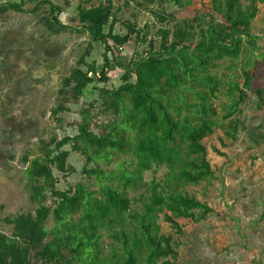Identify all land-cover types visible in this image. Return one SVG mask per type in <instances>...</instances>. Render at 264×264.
<instances>
[{
	"label": "trees",
	"instance_id": "1",
	"mask_svg": "<svg viewBox=\"0 0 264 264\" xmlns=\"http://www.w3.org/2000/svg\"><path fill=\"white\" fill-rule=\"evenodd\" d=\"M129 1L123 4L127 6ZM132 1L148 8L159 20L163 18L147 6L157 0ZM244 1L210 0L212 12L220 21H212V15L205 23L198 21L197 29L192 23L197 17L185 23L175 20L173 28L159 26L155 31L158 47L146 23L138 27L121 20L110 0L78 6L81 27L90 40L103 44V63L100 68L95 61L86 63V69L81 67L90 54L88 46L77 65L62 77L58 90L61 99L52 112L56 115L66 109L67 103L85 97L89 87L98 96L84 99L73 135L53 138L54 146L45 147L41 155L25 158L30 198L37 207L11 220L10 235L0 231V264H166L170 255H176L170 235L160 233L157 219L162 213L171 228L180 232L176 217L197 222L212 212L208 204L178 187L212 176L201 141L213 133L215 126L223 124L218 122V111L211 102L220 81L208 68L224 57L237 58L244 42L253 51L257 48V37L250 33V26L258 4L264 0ZM40 2H48L46 28L53 32L68 28L58 19L62 7L48 0ZM23 3H0V12L22 11ZM117 23L124 24L125 33L114 31ZM132 35L137 42L147 44V49L144 55L123 61L119 49ZM195 36L198 39L191 47ZM115 68L123 71L118 85L109 81L108 73ZM244 75V87L250 88L251 76L246 69ZM241 90L238 85L231 86V93H238V98L230 97L223 119L240 111ZM252 91L257 96L256 107L264 111L262 89ZM99 99V110L108 116L104 121H98L94 112ZM237 125L236 121L229 122L233 131ZM95 126L99 130L95 131ZM65 144L84 157L83 177L58 189L53 166L58 171L73 169L66 167L69 151L62 148ZM113 153L130 154L131 167L122 163L108 169L98 163L110 161ZM160 165L167 168L164 182L143 180L145 170ZM140 187L147 191L142 195L141 211H131L129 191ZM48 193L53 196L52 205L45 203ZM50 215L54 224L48 228ZM101 229L112 239L108 254H103L100 245Z\"/></svg>",
	"mask_w": 264,
	"mask_h": 264
},
{
	"label": "rangeland",
	"instance_id": "2",
	"mask_svg": "<svg viewBox=\"0 0 264 264\" xmlns=\"http://www.w3.org/2000/svg\"><path fill=\"white\" fill-rule=\"evenodd\" d=\"M8 1L20 0H0V3ZM40 1L24 0V10L0 12V231L7 235L12 233L13 218L34 212L37 207L30 198L31 183L25 175V158L41 155L45 147L54 146V139L73 135L84 99H97L98 92L89 87L85 97L67 103L65 110L54 115L53 108L61 99L58 90L62 77L77 65L88 46L90 54L84 57L81 67L86 69V63L95 61L100 68L103 63V44L90 40L78 20L77 9L79 5L90 6L106 0H48L62 7L58 19L69 25L57 32L46 28L48 2ZM110 1L121 20L134 22L138 27L146 23L156 47L159 38L155 31L161 25L173 28L175 20L185 23L197 17V21H192L196 27L198 21L205 23L212 15V21H220L219 15L212 12L210 0H157L147 4L163 17L160 20L148 8L132 0L127 6L124 0ZM35 5L37 8L33 11ZM258 6L250 26V33L257 37V48L253 51L244 42L237 58L224 57L208 68L220 81L211 102L218 111V122L223 124L215 126L213 133L201 141L206 147L212 176L197 184L178 187V190L208 204L212 212L197 222L176 217L180 232L172 229L159 213L160 233L170 235L176 251L175 256L167 258L166 264H264V111L256 107L257 96L252 91L260 88L264 97V2ZM171 16L176 19L171 20ZM126 30L123 23H117L114 28L119 34ZM197 39L195 36L190 41L191 47ZM146 49L147 44L137 42L132 35L119 49V55L127 61L144 55ZM245 69L251 76L250 88L244 87ZM122 73L120 68L111 70L108 73L110 84H120ZM234 84L241 87L243 93L238 105L240 111L223 119L230 97L238 98V93H231ZM99 102L100 99L94 112L98 121H104L108 116L99 110ZM231 119L238 122L235 131L229 128ZM94 130L99 127L95 126ZM62 148L69 151L66 167L73 169L58 171L53 166L58 189L79 181L85 162L68 144ZM110 159L98 163L108 169L122 163L131 167L130 154L113 153ZM166 172L165 166H154L143 172V180L164 182ZM144 194H147L145 187L129 191L131 211H141ZM52 201L53 196L48 193L45 203L52 205ZM53 224L50 215L46 225L50 228ZM101 233L100 245L103 254H108L112 239L105 229H101Z\"/></svg>",
	"mask_w": 264,
	"mask_h": 264
}]
</instances>
